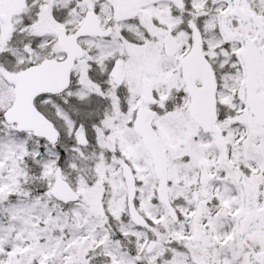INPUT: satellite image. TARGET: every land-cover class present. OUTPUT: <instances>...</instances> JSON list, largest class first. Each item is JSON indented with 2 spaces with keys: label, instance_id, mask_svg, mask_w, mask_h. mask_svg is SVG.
Listing matches in <instances>:
<instances>
[{
  "label": "snow or ice",
  "instance_id": "1",
  "mask_svg": "<svg viewBox=\"0 0 264 264\" xmlns=\"http://www.w3.org/2000/svg\"><path fill=\"white\" fill-rule=\"evenodd\" d=\"M0 264H264V0H0Z\"/></svg>",
  "mask_w": 264,
  "mask_h": 264
}]
</instances>
